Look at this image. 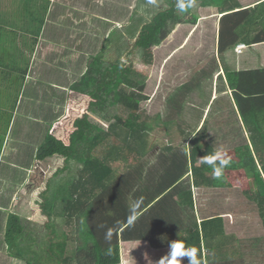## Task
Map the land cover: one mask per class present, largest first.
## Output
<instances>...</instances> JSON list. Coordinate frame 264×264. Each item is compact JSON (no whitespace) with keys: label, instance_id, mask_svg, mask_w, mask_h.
<instances>
[{"label":"trees","instance_id":"obj_1","mask_svg":"<svg viewBox=\"0 0 264 264\" xmlns=\"http://www.w3.org/2000/svg\"><path fill=\"white\" fill-rule=\"evenodd\" d=\"M165 1L167 7L158 10L142 27L133 50L127 52V61H122L121 57L117 61L108 60L105 48L90 58L86 72L69 87L64 115L44 129L45 136L36 151V159L46 161L60 156L65 161L63 169L73 165L78 170L62 192L59 187L51 206L48 199L42 204V210L49 218L44 225L51 231L48 240L40 237L38 229L27 230L20 215H9L5 242L10 255L16 259L26 264H123L122 256L126 254L132 263L150 264V258L157 260L159 252L171 246L156 245V242H162L161 235L167 238L164 233L168 231L173 242L182 241L185 249L190 248L195 253L199 264H225L236 257L237 251L228 247L234 235L227 233L226 220L221 215L203 217L200 222L193 221L184 228L173 230H164L167 221L159 220L157 231L161 233L158 235L127 241L125 250L120 243L122 237L126 238L123 230L134 215L113 184L144 156L147 147L143 144H147V133L153 127L151 121L148 122L147 117L142 119L141 115V103L148 99L145 93L147 76L134 68L136 54H140L142 62L152 65L153 49L160 46L178 24L197 23L199 17L192 10L198 1L213 2L224 14L218 42L220 63L233 90L238 111L250 131V143L224 149L231 162L219 179L213 177L212 167L202 162L205 158L214 159L212 154L217 149L211 144L197 143L190 154L192 182L198 188L238 187L257 205L264 230V68L233 69L227 65L224 56L233 47V59L237 61L240 55L247 58L249 47L264 42V1L254 8H243L238 0ZM13 2L26 11L22 29L37 32L38 38L48 8L46 4L37 8L35 0ZM29 3H33L32 6ZM33 25L36 28L32 29ZM130 33H134L133 30ZM36 43L37 40L33 47ZM239 43L245 46L238 49ZM0 66H7L2 55ZM26 72L18 77L1 76L3 84L15 85V91L10 94L6 90L3 92L8 100L13 99V105H8L7 101L0 109V120L7 121L6 125L0 123L1 140L6 136L18 104ZM15 78L18 83L14 82ZM166 150L172 148L168 146ZM118 161H125V164L118 165ZM175 182L171 181V184L175 185ZM192 189L191 186L180 193L179 205L189 209L195 206ZM42 195L44 200L45 193ZM48 208L53 212H46ZM59 217L64 218L70 232L58 230ZM135 226L133 223L128 230L133 227L135 231ZM109 231L110 237L107 236ZM69 243L74 246L72 256H67ZM188 259L183 257L182 264H188Z\"/></svg>","mask_w":264,"mask_h":264},{"label":"crops","instance_id":"obj_2","mask_svg":"<svg viewBox=\"0 0 264 264\" xmlns=\"http://www.w3.org/2000/svg\"><path fill=\"white\" fill-rule=\"evenodd\" d=\"M81 1L83 2L76 1V3L72 5L64 3L57 5V0H35V5L37 6V8L42 7L44 3L46 4V7H48L43 17V25L41 27L39 37L37 38V32L36 34H34V32L25 31L22 29L24 22H26V11H24L23 7H19V4L13 2V0H0V57L2 55L7 63V66H0L1 85H5L3 84L1 79V76L4 77L3 74L7 76L12 75L18 77V75L23 74L24 71L27 70L20 98L13 113L8 131L4 140L0 139V250L6 252V258L8 259L11 258L12 260H16L15 257L10 255L8 245L5 242V232L8 217L11 213H15L17 215H20L22 219L25 218L23 217V215H21L20 212L23 209L22 205H24L26 201H29L27 202V204L31 203L32 200L31 196H29V198L28 196H25L27 195L25 189L27 190V187L29 188L30 185H32L34 167L33 164H36L38 162L40 163L38 166H40L43 164V162H45L36 159V151L45 136L44 131L40 134L39 138L37 136L35 141L32 138V130L31 132L26 133V136H23V138L21 139H17L16 135L13 134V132L16 131V129L14 128L15 124L17 123L16 118L18 115V110L19 108L21 110V107L23 106L25 107V109H28V111H30L31 109L36 110V108L39 109L42 105L48 102V106H57L59 98L61 99L66 97L65 92L66 94H68L71 84L78 81L87 70L86 69L80 72L81 69L79 65L74 64V61L77 58V54L79 53L78 55L81 56V47L79 51H74L73 57L66 55V52H71L70 48H72V46L69 45V48L66 45V42L61 41V37L66 33V31H68L66 28L71 27V25L69 24L72 20H69V17L65 18L64 20L62 18V16L64 15L60 17L59 14H61L62 12H67L65 11L67 10V7H78L79 10H84L80 13V25L78 26L82 28L81 30L83 34L88 37V45L90 48H84V50L82 51L87 52L85 53L87 56L86 58L89 59L93 47H97V45L102 43V46L100 47V50L98 52L100 53L102 48H106V46L108 45L107 43L111 41L108 40L111 38L113 33L116 32V30L120 31V39L118 41L114 40L115 44L117 43L121 45V43H125V45H127L129 43V39L133 38H136L135 40L137 41L142 27L152 19L153 15L158 10H162L164 7H167V3L165 0ZM262 1L264 0H238L243 8H254L258 3ZM33 3H29L30 6H32ZM55 7H63V9L60 10L57 9V18L56 15H54L55 12H53ZM96 7H99L104 12H108V15L105 14L98 19V16L96 15L97 12L95 10ZM150 10L153 11L150 13ZM144 11L149 13L151 17L138 24L137 29L140 30H138L137 35H134L136 31L129 34L130 28L133 27L134 23V12H139L144 15ZM192 13L199 17L197 23L195 25L178 24L171 35L175 38L183 35V44L178 50L185 48L186 55L190 54L192 56L190 57L191 60L189 62L190 67L194 65L201 66V68L198 69V75H201L203 72H208L210 71V69L212 73L211 76H208L207 78H205V76H201L199 77V79L195 80V87L194 85L191 86V92L188 95V107L192 110V112H198L197 114L200 116V119L197 126L201 127L203 130L204 128L206 129V125H209L211 123V119H214L216 122L212 125V127H214L213 130L216 128L214 130L215 132L217 131V129L222 128L224 130L228 127V131L224 136H222V140H232V147L239 145V142H242V140H244V142H242L241 144L250 143V131L244 124L242 117L238 111L233 95V90L228 85L225 77L224 67L219 60V32L221 28V18L224 16V14L221 13L220 9L215 3L209 1L208 4H204L201 1L196 2L193 6ZM130 14L131 17H129ZM97 22L99 23L97 24ZM33 28H36V25H33L32 29ZM96 28H102L104 30H107V32L103 33L102 31V33L98 34ZM52 29H54L55 31L52 32ZM189 31L190 35L185 37V33ZM61 33H63V35H61L60 37ZM35 40H37V43L33 47ZM179 40L181 41L182 38L179 37ZM136 41L134 42L136 43ZM241 44L243 43H239L238 46ZM40 45L41 48H38V46ZM66 46L68 48H66ZM249 49V54L246 55L247 58H242V56L240 55L238 56L239 59H237L236 61L232 58L235 53L233 47H230L224 55L225 57H227V62L229 63L227 65H229L233 69L236 68L240 70L247 68H264V42L254 44L249 47ZM128 50H125L126 52L124 51L123 55H125ZM178 50L176 49L174 52L176 53ZM42 53L44 54V57L41 56ZM212 54L213 57H211ZM242 54H245V52ZM244 59H247L246 61L248 63H244ZM41 75L47 77V85H44L40 78L37 80V77H41ZM60 77H63V79ZM14 82L18 83L17 78H15ZM11 86L14 87L15 85L11 84ZM13 87H9L7 85L6 89H11ZM11 91H15L14 88ZM50 92H52L53 94H51ZM48 94L52 95L50 99ZM8 105H13V99L10 98ZM63 115L64 114H62L61 117ZM193 115L194 114H192V117ZM221 116L224 118V120L218 124L217 118ZM21 119V121L27 120V123L32 122L31 120H34L30 117L27 118V116H24ZM58 119V116L53 115L50 120L47 119V123L38 119L36 120V123L42 125L45 124L48 126L50 123L53 124ZM0 123L6 125L7 121L0 120ZM208 129H210L209 132L212 131V128ZM209 134L210 133H208V135ZM226 147L227 146H224V148ZM146 155L147 152L134 166L139 165L140 161ZM63 167L64 166L59 165L57 166V170L55 171L62 170ZM132 168L123 174L125 178L123 179L121 184H123V182L126 180V174H130L132 172ZM39 170L44 175H47L46 181H48V167L46 170L45 167L41 166ZM49 170V173H51L50 167ZM153 171L155 170L153 169ZM150 172L152 173L151 167ZM139 183L140 182H137L134 185H138ZM124 186L125 185H122L118 190L119 186H117L116 189L115 183L113 184V188L119 192V196L127 206L128 199H126L124 195ZM139 188L140 187H138L137 191H135V196H138V198H140L142 192V187L140 190ZM128 190H130V188H128ZM135 196L134 198H136ZM151 197L152 196L149 195V200L146 204L147 206L144 204L138 214H136L135 212L132 222L129 225L125 226L123 231H126V238L122 237L121 241L124 240V242H127L129 240H140L148 236L146 235L148 234V223L156 216L150 215V220L148 222H146L148 217L145 216L148 215L146 214L147 212H155L154 208L157 206L158 202V199ZM24 199L25 201H23ZM142 203L143 202H141L140 204ZM187 207L188 206H179L177 204L175 207V209L180 210V216L185 222L190 221L188 220V218L191 217V215L189 216ZM193 221L191 220V222ZM133 223H136L135 231L132 230L133 227L128 230L129 226L133 225ZM144 223H146V226H144ZM184 225L185 224L183 223H179V225L176 226L177 228H184ZM168 229L164 228V230ZM159 233L161 232L156 231L153 234L158 235ZM164 234L167 236V238H164L163 235H161V238L159 239H161L162 242H156V245L162 243L160 246L166 247L172 244V234L169 231L165 232ZM156 245L155 247H158ZM6 262L5 264H7Z\"/></svg>","mask_w":264,"mask_h":264},{"label":"rangeland","instance_id":"obj_3","mask_svg":"<svg viewBox=\"0 0 264 264\" xmlns=\"http://www.w3.org/2000/svg\"><path fill=\"white\" fill-rule=\"evenodd\" d=\"M57 1V5L63 3L72 5L76 3V1L83 2L81 0ZM55 9L53 12H55L54 15H56L57 18V9L60 10L63 9V7H55ZM95 10L97 12L96 15L98 16V19L105 14L108 15V12H104L99 7H96ZM65 11L67 12L59 14L60 17L64 15L62 16L64 20L69 17V20L72 21H70L69 24L71 27H68L69 29L66 28L68 31H66L64 35L63 33L60 34V37L63 35L61 37V41L66 42V45L69 48L70 46L73 48H70L71 52H66L67 56L73 57L74 51H79L81 47V56L78 55L79 53L77 54L74 64L79 65L81 69L80 72H82L87 69L90 58L99 52L102 43L97 45V47H93V50L90 53V58L87 59L85 54L87 52L82 50H84V48H90L88 45V37L83 34L81 30L82 28L78 26L80 25V13L84 10H79L78 7H67V10ZM152 11L153 10H150L149 12L151 13ZM133 15L134 23L130 30H133V32L136 31L134 35H137L138 30H140L137 29L138 24L147 20L151 16L145 11V16L139 12H134ZM129 17H131V14ZM98 23L99 22H97V24ZM96 30L98 34L102 33V31L103 33L107 32V30L102 28H96ZM53 31L55 30L52 29V32ZM188 35H190V31L185 33L184 36L186 37ZM170 36L160 46L153 49L154 63L152 65L142 62L140 54H136L137 58L134 61V68L143 72L147 76L145 93L148 96V99L141 103V115L142 119L147 117L146 119L148 122L151 121L150 123H152L153 127L147 133V144H143V147H147V155L140 161L139 165L132 168V172L130 174H126V180L123 184L121 183L125 178L124 175L115 181V188L117 189V186H119V190L122 185H125L123 187V191L125 198L128 199L127 207L129 209L137 200L140 201L141 198L143 203L137 208L136 214L140 212L144 204H147L149 195L152 196L151 198L158 199L155 212H151L145 216L148 217L146 222L150 220V215L157 216L148 223V234L146 235L150 236L157 231V228L160 227L157 222L159 220L167 221V227L173 230L177 227L176 225H179V223H183L187 226L191 223V220L200 221L203 217L221 215L226 220L227 233L234 235V240L231 241L228 247H232L235 251H237L236 257L225 264H264V230L259 217L257 205L243 195L238 187L209 189L202 187L198 188L193 185L190 170V154L194 146H196L197 143H200L203 146L210 143L215 148L227 149L229 146L233 145V141H225V139L222 140V136H224L228 131V127L224 130L222 128L217 129L216 132L214 131L216 128L213 130L214 127H212V125L213 123H216L214 119H211V123L206 125L208 128H212L211 132H209L210 129L207 127L203 130L201 127L197 126L200 116L197 114L198 112L195 113L189 109L188 95L191 92V86L196 83L195 80L199 79L201 76H205V78L211 76L212 71L210 69V71L205 73L203 72L201 75H198V69L201 68V66L194 65L190 67L189 62L191 60L190 57L192 56L190 54L186 55L185 48L178 50L183 44V35H180L177 38L174 36L172 37V35ZM179 37L182 38L181 41L179 40ZM119 39L120 31L116 30V32H114L108 40L111 41L107 43V48H105V55L108 60L117 61L116 59L118 57H122V61L128 60L126 56L127 53L123 55V52L128 49L133 50L136 38L129 39V43L127 45H125V43H121V45L116 43V46L114 40L118 41ZM67 46L66 48H68ZM118 46H120L119 49ZM38 48H41V45L38 46ZM176 49L178 51L175 53L174 51ZM43 55L44 54L42 53L41 56ZM211 57H213V54ZM39 78L42 80L44 85H47V77L41 75V77H37V80ZM60 78L63 79V77ZM6 88L7 85L0 86V109H3V103L6 104V102L10 100L7 99V95L3 92L6 90V93L8 94L9 92L10 94L11 90H13V88L9 90ZM50 93L53 94L52 92ZM51 94H48L49 99L52 96ZM65 95L66 97L61 99L59 98L57 106H48V102L42 105L39 109L36 108V110L31 109L28 111V109H25L24 106L21 107V110L19 108L20 111L18 110L16 118L17 123L14 128L16 131L13 132L17 139L23 138V136H26V133L31 132L32 130V138L35 141L37 136L39 138L44 129L46 130L48 128L45 124H37V119L47 123L46 121L50 120L53 115L61 118V115L66 111V92ZM192 114H194L193 117ZM24 116H27V118L30 117L34 120H31L32 122L29 123H27V120L21 121V118ZM223 120L224 118L222 116L218 117L217 123L219 124ZM1 127L2 126H0V129ZM208 133L210 134L208 135ZM242 142H244V140H242ZM242 142H239V145ZM168 146L172 148L171 151L166 150V147ZM224 146L227 147L224 148ZM141 149L143 148L141 147ZM39 164L40 163L38 162L33 164L32 185H30L29 188L27 187V190L25 189L27 192V195L25 196H28V198L29 196L32 197L31 203L27 204L29 201H26V203L22 205L23 209L25 207L26 208L24 210L22 209L20 213L23 217L31 219H23L27 230L33 229L36 231L38 229L40 230V237L48 240L51 231L46 229L44 225L49 221V218L46 214H44L42 204L48 199L47 202L50 203L51 206V203H53L52 200H56L58 195L57 191L60 189L59 187H61L62 192L64 190L63 187H66L69 181L75 177L78 168L77 166L72 165L69 169H63L59 173H56L57 171L55 170H57V166H64V158L59 156L52 157L50 160L47 159L42 165L38 166ZM117 164L123 166L125 161H118ZM41 166L45 167L46 170L48 167V181H46L47 175H44L39 170ZM49 167L51 168V173H49ZM150 167L152 169V173L150 172ZM153 169L155 171H153ZM171 181H176L175 185L171 184ZM137 182L140 183L138 185H134ZM48 186L50 188H48ZM191 186L193 188L195 206L193 208L190 207V209L188 208L189 216L191 215V217L188 218L190 221L185 222L180 216V210L175 209V207L176 204L179 205L178 202L180 199V193ZM138 187H140L139 190L142 187L140 198L135 196V191H137ZM128 188H130V190H128ZM42 193H45L44 200ZM134 196L137 199L134 198ZM23 201H25V199ZM46 212L52 213L53 210L48 208L46 209ZM57 222L58 230L70 232V227L64 223L63 217H59ZM144 226H146V223H144ZM167 227L166 229H168ZM120 243L121 248L125 250L126 244L124 240L120 241ZM73 247V244L69 243L67 256H72ZM170 250L171 246L166 249H162L159 252L160 257L157 258V260L150 258V264H158L163 257L168 255ZM6 256V252H0V264H5L6 261L7 264H26L23 260H12L11 258H6ZM128 257L129 255L126 254L125 256H122L123 264H135L134 262L132 263Z\"/></svg>","mask_w":264,"mask_h":264},{"label":"clouds","instance_id":"obj_4","mask_svg":"<svg viewBox=\"0 0 264 264\" xmlns=\"http://www.w3.org/2000/svg\"><path fill=\"white\" fill-rule=\"evenodd\" d=\"M183 7L184 6L181 5V8ZM244 46L245 45H243V47ZM243 47H240L239 45L238 49ZM212 155L214 159L209 160L205 158L202 160V162L205 164H209V166L212 167L213 170V177L215 179H219L223 175L224 169L229 166L231 162L230 157L227 156V153L223 148L217 149ZM141 202L142 201L137 200L130 208V211L133 215H135V212ZM107 236H111V231L107 233ZM183 257L189 258L188 264H199V261L196 259L195 253L190 248L185 249L184 243L182 241H175L171 244V250L168 255L163 257L159 261V264H182Z\"/></svg>","mask_w":264,"mask_h":264},{"label":"built area","instance_id":"obj_5","mask_svg":"<svg viewBox=\"0 0 264 264\" xmlns=\"http://www.w3.org/2000/svg\"><path fill=\"white\" fill-rule=\"evenodd\" d=\"M241 46L243 47V45H240V47H241Z\"/></svg>","mask_w":264,"mask_h":264},{"label":"water","instance_id":"obj_6","mask_svg":"<svg viewBox=\"0 0 264 264\" xmlns=\"http://www.w3.org/2000/svg\"><path fill=\"white\" fill-rule=\"evenodd\" d=\"M136 41V40H135Z\"/></svg>","mask_w":264,"mask_h":264}]
</instances>
